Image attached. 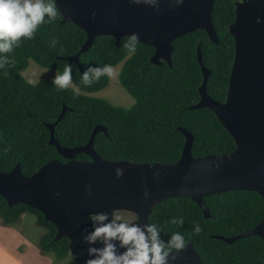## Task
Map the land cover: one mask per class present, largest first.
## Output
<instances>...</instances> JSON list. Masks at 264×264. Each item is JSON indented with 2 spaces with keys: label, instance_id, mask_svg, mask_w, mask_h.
Segmentation results:
<instances>
[{
  "label": "trees",
  "instance_id": "16d2710c",
  "mask_svg": "<svg viewBox=\"0 0 264 264\" xmlns=\"http://www.w3.org/2000/svg\"><path fill=\"white\" fill-rule=\"evenodd\" d=\"M236 0H216L212 19L219 43L198 31L174 42L171 66L165 62L153 64L155 49L135 42L130 53L112 36L95 39L93 46L73 63V84L80 89L77 96L72 87L57 90L52 80L29 83L24 72L31 62L39 67L62 74L87 42L86 32L73 23H63L59 15L51 24L39 26L32 39H22L19 47L8 54L14 60L0 68V170L12 171L21 164L26 176L36 173L53 160L66 162L51 145L47 124H54L64 107L68 111L55 128V138L66 148L85 146L95 128L103 126L94 139L97 153L109 161L174 164L182 156L186 143L179 129L194 136L192 154L196 158L222 156L236 149V142L218 117L209 109H191L200 102L199 89L204 83L198 62L200 46L204 66L211 71L208 94L218 102L227 96L235 57V42L229 28L235 20ZM59 10V9H58ZM58 43L52 47V41ZM111 64L121 66L120 85L133 97L131 107L116 106L98 96L109 86V77H101L84 85L80 75L89 66ZM78 69L79 71H77ZM78 160L89 161L86 154ZM211 217L206 219L199 205L183 197L170 198L152 212L149 223H156L167 241L180 232L185 245L192 242L205 264H264V241L258 236L239 239L228 244L217 237L234 238L254 229L264 220V200L256 192H227L205 198ZM31 215L44 230L39 241L42 253L56 261L71 257L68 238L57 239V229L36 209L24 204L10 207L0 196V223L15 225L23 215ZM184 223L172 224L171 218ZM136 221V220H135ZM199 224L202 231L195 233ZM181 248V249H183ZM181 249H173L177 251ZM79 264H85L74 257Z\"/></svg>",
  "mask_w": 264,
  "mask_h": 264
},
{
  "label": "water",
  "instance_id": "95a60500",
  "mask_svg": "<svg viewBox=\"0 0 264 264\" xmlns=\"http://www.w3.org/2000/svg\"><path fill=\"white\" fill-rule=\"evenodd\" d=\"M216 0H57L63 23H73L87 34V42L69 64L80 63L95 39L112 36L119 43L136 41L155 49L153 64H172L174 42L188 34L204 31L218 44L212 13ZM235 42V57L227 96L218 102L207 92L211 71L198 62L204 83L200 102L191 109H209L230 132L236 149L222 156L196 158L194 136L179 129L186 138L181 158L174 164L109 161L94 148V139L107 129L97 126L85 146L66 148L55 138V128L68 111L64 107L50 130V144L66 162L53 160L26 176L21 164L12 171L0 170V196L10 207L24 204L41 212L57 229V239L68 238L73 257L85 264L91 258L84 241L91 231L89 214L128 212L141 225L149 223L154 209L170 198H189L211 217L205 198L227 192H256L264 200V0H238L235 20L229 28ZM86 154L89 161L78 160ZM122 169V175L117 174ZM258 236L264 241V220L254 229L234 238L217 237L228 244ZM103 247L102 244L95 245ZM123 251V249H121ZM169 264H205L190 242L172 251Z\"/></svg>",
  "mask_w": 264,
  "mask_h": 264
},
{
  "label": "clouds",
  "instance_id": "9594fccd",
  "mask_svg": "<svg viewBox=\"0 0 264 264\" xmlns=\"http://www.w3.org/2000/svg\"><path fill=\"white\" fill-rule=\"evenodd\" d=\"M58 15L57 0H0V68L14 63L8 54L19 47L22 39H32L39 26L51 24ZM136 39L134 35L124 45L130 53L136 51ZM51 43L55 47L58 41ZM74 68L75 64H67L62 74L53 77L52 83L58 91L72 87L73 93L78 96L80 89L73 84ZM114 75V67L105 64L89 66L80 78L84 85H91L101 77L112 78ZM122 173V169H117L118 175ZM89 220L91 231L86 230L87 234L83 237L89 245L88 254L91 257L86 264H169L171 250L185 245V238L180 232L172 233L165 241L161 237L163 229L156 223L141 225L116 211L90 213ZM170 222L182 225L184 220L172 217ZM194 231H202L199 224L195 225ZM98 243L103 247H96Z\"/></svg>",
  "mask_w": 264,
  "mask_h": 264
},
{
  "label": "rangeland",
  "instance_id": "374dc122",
  "mask_svg": "<svg viewBox=\"0 0 264 264\" xmlns=\"http://www.w3.org/2000/svg\"><path fill=\"white\" fill-rule=\"evenodd\" d=\"M121 66L122 65H118L117 67H114L115 75L112 78H110L109 86L106 87L105 90L100 92L98 94V96L108 100L109 102H111L112 104H114L116 106L131 107L135 104V100L120 85L119 79H118V74L121 70ZM57 74L58 73L55 71H51V70L39 67L34 62H31L28 69L24 72L25 78L28 81H32V83H36V82L43 80V79L53 80V77L56 76ZM119 214H122L126 217H129L133 220H136L135 215H133L131 213L120 212ZM26 218H27V220L34 219V217L31 215H27ZM31 225H32V223L30 221H27V222L24 221V222H22V229H24L27 232V230L28 231L30 230L29 226H31ZM7 231H9V232H7ZM5 232H7V233H5ZM5 232L0 233V234H3V236H5L4 241L9 245V248L18 249L19 253H21L23 255H27L29 253V251L31 250V247L29 246V244L31 245V241L29 239H27V240H29L28 242H27V240L24 241L25 238L23 235H26V233H22V232H18V231L15 232L12 229H5ZM43 233H44V230H43ZM50 260L52 261L54 259L51 255H48V254H44V256H37L36 255L35 258L33 256H26L24 258L25 262L33 261V262H35V264H52V262ZM43 261H46V262H43ZM65 261L66 262L63 264H71L70 260H65ZM0 264H15V263H14V261L11 260L10 257H8V255L5 256V254L3 253L0 255Z\"/></svg>",
  "mask_w": 264,
  "mask_h": 264
},
{
  "label": "crops",
  "instance_id": "0c3cea01",
  "mask_svg": "<svg viewBox=\"0 0 264 264\" xmlns=\"http://www.w3.org/2000/svg\"><path fill=\"white\" fill-rule=\"evenodd\" d=\"M27 215H23L20 218V220L15 225H12V226H3L0 223V233H4L5 229H12L15 232L18 231V232L26 233V235H23L25 238L24 241H26L27 239H29L31 241V245L29 244V246L31 247V250L29 251V253L27 255H23V254L19 253L18 249L9 248V245L4 241L5 236H3V234H0V255L3 253L5 254V256L8 255V257H10L11 260L14 261L15 264H35V262H33V261L25 262L24 258L26 256H33L34 258L36 257V255L37 256H44V253H42L39 249V241L44 234L43 229L36 225L35 218L32 220H27V218H26ZM24 221H26V222L30 221L32 223V225L29 226L30 230L28 231L26 229L27 232L24 229H22V222H24ZM7 232H9V231H7ZM7 232H5V233H7ZM29 240H27V242ZM65 260H70L71 264H79L73 256L68 257ZM65 260L56 261L54 259V260H52V261L50 260V261L52 262V264H63L66 262ZM43 262H46V261H43Z\"/></svg>",
  "mask_w": 264,
  "mask_h": 264
},
{
  "label": "flooded vegetation",
  "instance_id": "af4514ba",
  "mask_svg": "<svg viewBox=\"0 0 264 264\" xmlns=\"http://www.w3.org/2000/svg\"><path fill=\"white\" fill-rule=\"evenodd\" d=\"M238 0L235 1V4H237ZM154 57V56H153ZM153 59V58H152ZM152 61V60H151Z\"/></svg>",
  "mask_w": 264,
  "mask_h": 264
}]
</instances>
